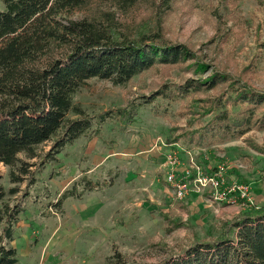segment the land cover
I'll return each mask as SVG.
<instances>
[{"label": "rangeland", "instance_id": "rangeland-1", "mask_svg": "<svg viewBox=\"0 0 264 264\" xmlns=\"http://www.w3.org/2000/svg\"><path fill=\"white\" fill-rule=\"evenodd\" d=\"M152 14L150 6L137 4L117 17L131 36L158 26L164 40L185 47L195 61L155 65L124 86L88 80L74 97L75 106L93 122L88 135L43 166L50 143L37 148L35 159L20 154L27 173L19 172L18 163L16 184L0 166L5 202L22 205L8 243L18 264H161L249 205L264 206V129L251 127L242 137L202 145L196 137L213 119L210 105L233 86L264 93V0H173L158 23ZM215 75L224 76L225 83L178 95L187 82L209 84ZM144 98L150 102L144 104ZM226 109L234 111L231 105ZM129 112L132 123L126 126ZM106 113L112 119L97 125ZM169 157L174 176L192 188L181 200L166 182ZM196 168L202 176L220 175V192L246 187L245 200L215 201L213 191L195 190L194 178L182 176L188 171L192 177ZM84 175L105 187L79 201L66 199L60 214L50 204ZM9 189L17 191L10 195Z\"/></svg>", "mask_w": 264, "mask_h": 264}, {"label": "trees", "instance_id": "trees-1", "mask_svg": "<svg viewBox=\"0 0 264 264\" xmlns=\"http://www.w3.org/2000/svg\"><path fill=\"white\" fill-rule=\"evenodd\" d=\"M0 1V166L8 169L12 184L20 181L13 175L18 163L19 172L27 173L20 154L35 159L37 148L50 143L40 162L43 166L88 135L93 122L74 104L75 95L88 80L124 86L155 65L195 61L185 47L164 40L158 26L149 34L131 36L118 21L117 12L145 4L158 23L173 0ZM94 4L100 8L90 10ZM209 81L204 85L187 82L178 95L184 97L201 86L210 90L225 83L224 76L215 75ZM159 95L161 91L150 100ZM150 100L142 101L148 104ZM228 105L234 111H228ZM209 111L212 121L196 133L199 145L212 139L222 142L242 137L251 127L264 129V93L240 84L214 100ZM70 114L77 119H70ZM125 117V125H130L131 112ZM105 119L111 120L112 114L100 115L97 125ZM103 187L105 182H93L84 175L50 205L62 214L66 199L79 201L85 193ZM16 191L9 189L8 194ZM5 198L0 186V264H18L16 250L8 243L13 241L22 205L8 204ZM161 264H264V206L249 205L238 217L220 222L206 232L205 239L195 238L176 258L169 257Z\"/></svg>", "mask_w": 264, "mask_h": 264}, {"label": "built area", "instance_id": "built-area-1", "mask_svg": "<svg viewBox=\"0 0 264 264\" xmlns=\"http://www.w3.org/2000/svg\"><path fill=\"white\" fill-rule=\"evenodd\" d=\"M168 164L170 165V168L168 169V174L166 175V182L168 183L169 187L173 190L174 195L178 200H181L186 197L188 191H190L189 183L181 181V179H177L178 177L174 176L173 172L171 171V168L174 166V162L169 157L168 158ZM193 170V169H191ZM196 173V175H195ZM195 173H193V176L190 177V174L188 171L181 174H184V177L182 178H188V180H191L194 178L193 187L195 190H198L199 188L202 189H208L209 191L214 192L215 201H222L227 198V196L230 198V196L235 197L237 199H244L247 196V189L244 186H231L226 187L223 189L222 192V186H223V180L221 179V176H202L199 172L198 168L195 169ZM189 175V176H188ZM175 177V178H174ZM228 198V199H229Z\"/></svg>", "mask_w": 264, "mask_h": 264}, {"label": "crops", "instance_id": "crops-1", "mask_svg": "<svg viewBox=\"0 0 264 264\" xmlns=\"http://www.w3.org/2000/svg\"><path fill=\"white\" fill-rule=\"evenodd\" d=\"M18 225V224H17Z\"/></svg>", "mask_w": 264, "mask_h": 264}]
</instances>
